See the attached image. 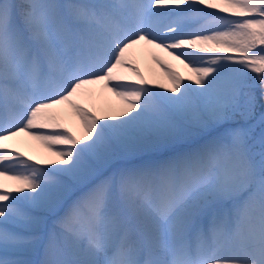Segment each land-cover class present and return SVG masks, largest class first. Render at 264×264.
Instances as JSON below:
<instances>
[{
    "label": "snow or ice",
    "instance_id": "obj_1",
    "mask_svg": "<svg viewBox=\"0 0 264 264\" xmlns=\"http://www.w3.org/2000/svg\"><path fill=\"white\" fill-rule=\"evenodd\" d=\"M141 41L198 87L167 71L172 95L149 88L126 59ZM248 72L264 97V0H0V177L18 182L0 183V264H35L41 212L60 231L40 264H264V112L256 123ZM98 82L128 101L121 118L74 99ZM65 103L79 140L50 111ZM24 132L59 162L12 149ZM193 135L168 158L132 159ZM58 235L80 243L62 251Z\"/></svg>",
    "mask_w": 264,
    "mask_h": 264
},
{
    "label": "bare ground",
    "instance_id": "obj_2",
    "mask_svg": "<svg viewBox=\"0 0 264 264\" xmlns=\"http://www.w3.org/2000/svg\"><path fill=\"white\" fill-rule=\"evenodd\" d=\"M59 2H63V0H59ZM164 23H167V20H165ZM160 30L164 31V28L161 27ZM185 31H189V29H185ZM179 38L188 39L189 37L181 35ZM185 50L190 52L195 51L186 48ZM157 58L161 63H157ZM126 59L136 68H138L144 79L149 82L148 87L151 88L154 92H166L167 94L172 95V93L168 92V89H170L172 82L167 75V71L178 73L181 78H184V83H190L194 88L198 87L194 83L195 73L191 71V67H186L185 63H181L180 60L174 59V57L170 56L167 51L156 48L151 44H147L143 41L139 42L138 44L134 45L133 48L129 51ZM162 64L165 66L162 67ZM195 66L202 65L200 63H197ZM117 71L123 75L131 77L133 80L136 79L135 76L128 75L126 69L119 68L117 69ZM189 76L193 77V81H189L186 79ZM161 84L165 85V88H160L159 86ZM110 87L111 85L106 87L103 82L88 85L74 99H76L86 109L94 112L98 117H104L105 119H111L113 117L121 118L119 117V113L121 111L127 110L128 101H125L122 97L117 96L113 91L110 90ZM50 111L54 114L56 121L62 124L65 128L70 129L78 140L82 137V135L84 134L83 124L81 123L80 117L75 113V111L69 104L65 103L55 106ZM128 115H132V113H128ZM105 135H107V130L105 131ZM183 142L184 141H181L176 144L167 146L150 147L140 152L136 157L132 159H134L136 163L141 162V159H165L174 155L177 151L187 150L189 145L183 144ZM7 143L11 146V148H18L23 150L35 161H47L51 159L57 161L58 163L60 160V157L54 155V150H50L43 141L36 139L35 137L29 135L27 132L18 134L17 136L7 141ZM190 145L194 147L195 143ZM123 162V160L120 161V163ZM44 166L52 167L47 164H44ZM0 183H3L4 186H8L11 183L16 184L17 181L5 177H0ZM57 231H60L58 227ZM59 236V246L60 250L62 251L66 250L70 246H78L80 243V241H73L71 242V245H69V243L65 241L62 235ZM47 237L48 235H44L43 243L47 242ZM56 243L58 248V241ZM24 255L33 257L34 259L36 257L39 259L41 258L43 260L45 258L44 246L41 244L38 250L24 253Z\"/></svg>",
    "mask_w": 264,
    "mask_h": 264
},
{
    "label": "rangeland",
    "instance_id": "obj_3",
    "mask_svg": "<svg viewBox=\"0 0 264 264\" xmlns=\"http://www.w3.org/2000/svg\"><path fill=\"white\" fill-rule=\"evenodd\" d=\"M17 2H20V0H17ZM122 69H126V72L128 73V75L134 76L133 73H131V72H129V71L127 70V67L122 68ZM249 73H250V72H248V75H249ZM252 77H254V78H256V79L258 80V76H257V74L254 73V72L252 73ZM255 86H256V88L253 90L254 93H255V92L257 93L258 98H264V97H262V95H261L259 84L255 85ZM261 100H262V99H261ZM261 100H258L259 105H260V104H261V105L256 107V112H255V122H256V123H258V121H259V116H260L261 112H264V101H261ZM256 117H257V118H256ZM236 119H244V118H243V117H240V116H237ZM258 131H259V129L257 128V132H258ZM183 144H184V143H183ZM183 144H182V145H183ZM12 149H16V150H18L19 152L24 153V158H25V159H27L28 157H31V156L27 155V153L24 152V151L21 150V149H18V148H12ZM257 151H259L258 147H257ZM31 158H32V157H31ZM32 162H33V163L35 162V160H34L33 158H32ZM41 167L48 168V167H46V166H44V165H41ZM12 174H15V173H10V175H12ZM50 175H52V174H50ZM16 186H18V182H17L16 184L11 183V184H9L8 186H4V189L6 190V189L9 188V187L14 188V187H16ZM26 191H27V190H26ZM76 195H79V192H76ZM72 198L74 199L75 196H73ZM69 202H70V201H69ZM40 214L43 215V216L45 217V220H46L45 225L42 227V235H43L44 230L47 229V227H48V229H47V235H49L50 233H59V232L57 231V226L54 224V221H55L56 218H54V217L51 218L52 216H51V214H49V213L41 212ZM62 215H63V211H60V212L58 213V216H62ZM59 239H60V236L58 235V236H57L58 249H60V246H59ZM57 241H56V242H57ZM46 243H47V242H46ZM46 243H45V244H46ZM42 244H43V243H42ZM4 255H5V254H4L3 252H0V257H3ZM7 255H8L9 258H12L15 254L12 253V252H9ZM24 258H25V259H28V260H31V261H34V262L36 261L33 257H30V256H26V255H24ZM41 261H42V259L40 258V259L38 260V263L40 264Z\"/></svg>",
    "mask_w": 264,
    "mask_h": 264
},
{
    "label": "trees",
    "instance_id": "obj_4",
    "mask_svg": "<svg viewBox=\"0 0 264 264\" xmlns=\"http://www.w3.org/2000/svg\"><path fill=\"white\" fill-rule=\"evenodd\" d=\"M257 82L259 84V79L257 80ZM259 86H260V84H259ZM256 97H257V106H260L261 104L259 105L258 100H261L262 99L261 101H264V98H258V96H256ZM193 136H195V135H193Z\"/></svg>",
    "mask_w": 264,
    "mask_h": 264
}]
</instances>
